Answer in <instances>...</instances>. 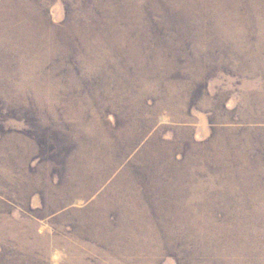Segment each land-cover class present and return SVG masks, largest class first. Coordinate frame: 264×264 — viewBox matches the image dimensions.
Returning a JSON list of instances; mask_svg holds the SVG:
<instances>
[{
  "label": "rangeland",
  "instance_id": "obj_1",
  "mask_svg": "<svg viewBox=\"0 0 264 264\" xmlns=\"http://www.w3.org/2000/svg\"><path fill=\"white\" fill-rule=\"evenodd\" d=\"M0 264H264V0H0Z\"/></svg>",
  "mask_w": 264,
  "mask_h": 264
}]
</instances>
